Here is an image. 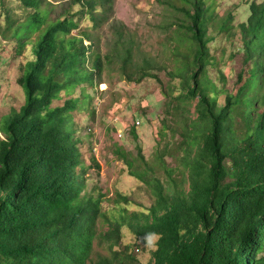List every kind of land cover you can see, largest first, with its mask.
Returning <instances> with one entry per match:
<instances>
[{
  "label": "trees",
  "instance_id": "trees-1",
  "mask_svg": "<svg viewBox=\"0 0 264 264\" xmlns=\"http://www.w3.org/2000/svg\"><path fill=\"white\" fill-rule=\"evenodd\" d=\"M14 1L30 14L14 28L3 4L4 24L12 32L8 40L23 49L29 41L31 53L17 81L25 104L1 130L0 264H133L130 246L115 249L123 227L142 241L155 238L152 264H264V0H253L248 19L237 27L231 11L218 12L221 0H156L166 2L170 54L165 62L143 53L110 20L115 0H71L56 17V6L46 0ZM80 21L93 32L110 23V52L101 53L99 38L96 45L93 32L79 29ZM236 29L243 67L228 91L222 89L223 73L219 86L210 79L216 63L209 44L214 33ZM112 62L129 83L159 82L157 72H167L173 126L165 119L160 130L182 137L179 164L167 162L165 168L160 156L167 191L158 166L145 159L141 148L137 155L117 149L129 174L156 197L149 211L129 212L134 202L118 192V217L104 210V194L84 190L78 171L72 113L85 111L89 97L54 107L61 94L100 82ZM222 95L225 105L219 108ZM104 221L108 230L99 226ZM97 240L108 243L109 255L96 250Z\"/></svg>",
  "mask_w": 264,
  "mask_h": 264
},
{
  "label": "rangeland",
  "instance_id": "rangeland-1",
  "mask_svg": "<svg viewBox=\"0 0 264 264\" xmlns=\"http://www.w3.org/2000/svg\"><path fill=\"white\" fill-rule=\"evenodd\" d=\"M46 1L56 6L53 9L54 17L62 13V6L67 7L71 2V0ZM252 2L253 0H221L218 12L223 15L231 11L235 19L234 25L237 27L248 19V8ZM4 3L10 10L12 21L15 22L14 28L20 21H25L30 14L14 0H0V24L8 31L7 36H4L5 32L0 28V140L3 137L1 130L5 120L14 111H20L25 104L24 90L17 81L21 75L20 67L31 53L29 41L26 42L27 47L23 49L16 41L8 40L12 32L4 24L6 23ZM110 20H115L124 28V32L137 42V46L143 53L158 57L162 62L167 61L170 54L168 50L170 42L165 38V27L168 21L166 2L115 0ZM89 27L88 22L80 21L79 29L86 28L87 32L92 33ZM92 37L96 45L99 38L98 46L102 54L110 52L114 34L109 22L95 30ZM212 38L209 50L215 58L216 66L213 65L209 69L210 79L219 86L220 73H223L226 80L222 89L231 91L243 67L244 55L240 51L242 48L240 33L236 29L229 34L214 33ZM157 75L159 82L155 79H145L139 84L129 83L121 78L118 64L112 62L104 71L100 82L96 80L94 85L93 83L82 84L70 95L61 94L54 103V107H60L68 99H81L84 95L89 97L85 111L72 113L74 125L71 128L74 129L73 137L79 140L77 147L82 170L78 171L84 178V190L86 192L96 190L104 194L103 208L108 216L118 217L122 209L115 205L116 196L120 191L127 193L134 202L128 206L129 212L148 210L156 200L151 187L139 183L129 174L128 165L118 156L117 149L137 155L141 148L145 159L155 162L158 166L166 191L168 190L167 174L164 173L161 164L164 161L163 166L167 168V162L173 166L180 162L178 155L182 153V150L178 143L182 137L174 134L173 131H168L165 136L160 130L165 119L169 121L171 127L173 126V118L169 114L173 103H169L168 100L171 98L165 96L171 78L165 70L157 72ZM225 98V95L220 97L219 108L224 107ZM196 104V101L193 102L190 110L193 119L197 117ZM174 118L179 120V117L175 115ZM161 155L164 156L163 161L160 160ZM175 176L179 179L178 173ZM99 226H102L103 230H108L110 224L104 221L102 225L99 223ZM122 235L123 239L115 249L130 246V253L136 258V263L133 264L138 262L152 264L155 238L153 241L151 237L147 241L137 239L128 227H123ZM96 250L106 255L110 252L108 243L102 245L100 240L96 242Z\"/></svg>",
  "mask_w": 264,
  "mask_h": 264
},
{
  "label": "built area",
  "instance_id": "built-area-1",
  "mask_svg": "<svg viewBox=\"0 0 264 264\" xmlns=\"http://www.w3.org/2000/svg\"><path fill=\"white\" fill-rule=\"evenodd\" d=\"M139 125V124H138Z\"/></svg>",
  "mask_w": 264,
  "mask_h": 264
}]
</instances>
